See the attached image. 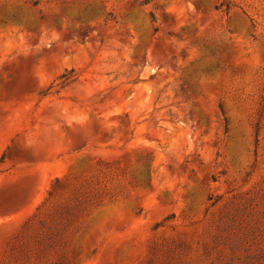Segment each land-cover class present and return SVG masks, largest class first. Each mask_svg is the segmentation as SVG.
Here are the masks:
<instances>
[{"label":"rangeland","instance_id":"374dc122","mask_svg":"<svg viewBox=\"0 0 264 264\" xmlns=\"http://www.w3.org/2000/svg\"><path fill=\"white\" fill-rule=\"evenodd\" d=\"M148 1L0 0V264L264 256V0Z\"/></svg>","mask_w":264,"mask_h":264},{"label":"trees","instance_id":"16d2710c","mask_svg":"<svg viewBox=\"0 0 264 264\" xmlns=\"http://www.w3.org/2000/svg\"><path fill=\"white\" fill-rule=\"evenodd\" d=\"M148 2H149L148 0H144L143 5L148 4ZM33 6L34 7L38 6V2L33 3ZM13 18L15 19V17H13ZM152 18H153V20H155L154 19V16H152ZM155 32H157V29L155 30ZM66 77L67 76H64L63 78H66ZM67 80H69V79H67ZM221 111H222V113H224L223 108H221ZM226 124H227V120H226ZM76 218H77V216L72 213V215H69L68 214L66 216V219L65 220L67 222H70L71 223ZM62 219H64V217H62ZM41 225L43 227H46V224L45 223H42ZM50 230H51V228H50ZM53 248H54V246H50V245H47V244L41 245V247H39V253H37V259L38 260H42L43 258H47L49 249H53ZM263 257H264L263 255H247L245 257L237 258V260L240 262V264H257L259 261H261L263 259Z\"/></svg>","mask_w":264,"mask_h":264}]
</instances>
